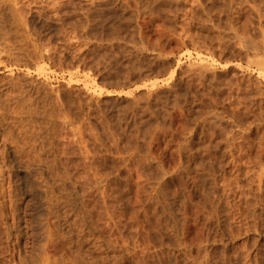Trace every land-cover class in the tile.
Instances as JSON below:
<instances>
[{"label":"rangeland","instance_id":"obj_1","mask_svg":"<svg viewBox=\"0 0 264 264\" xmlns=\"http://www.w3.org/2000/svg\"><path fill=\"white\" fill-rule=\"evenodd\" d=\"M0 47V264H264V0H0Z\"/></svg>","mask_w":264,"mask_h":264},{"label":"bare ground","instance_id":"obj_2","mask_svg":"<svg viewBox=\"0 0 264 264\" xmlns=\"http://www.w3.org/2000/svg\"><path fill=\"white\" fill-rule=\"evenodd\" d=\"M53 1V0H52ZM217 1V0H216ZM237 1V0H236ZM198 2V1H197ZM210 2V1H209ZM54 3V2H53ZM246 3V2H245ZM150 4V3H149ZM227 4V3H226ZM235 4V3H234ZM56 5V4H55ZM161 5V4H160ZM241 5V4H240ZM49 6V5H48ZM53 6H54V4H53ZM218 6V5H217ZM160 7V6H159ZM197 7V6H196ZM244 7V6H243ZM28 8V7H27ZM53 8V7H52ZM57 8V7H56ZM232 8V7H231ZM18 9V8H17ZM16 9V11H18ZM22 9V8H21ZM151 9V8H150ZM200 9V8H199ZM208 9V8H207ZM252 9V8H251ZM257 9V8H256ZM165 10V9H164ZM151 11V10H150ZM166 11V10H165ZM253 11V10H252ZM19 12V11H18ZM98 12V11H97ZM100 12V11H99ZM209 12V11H208ZM256 12V11H255ZM117 13V12H116ZM156 13V12H155ZM207 13V12H206ZM227 13V12H226ZM14 14V13H13ZM19 15H21V14H19ZM53 15V14H52ZM14 16H16V15H13V17ZM56 16V15H55ZM59 16V15H58ZM70 16V15H69ZM174 16V15H173ZM256 16V15H255ZM12 17V16H11ZM17 17H18V14H17ZM87 17V16H86ZM210 17V16H209ZM249 17V16H248ZM21 18H22V16H21ZM24 18V17H23ZM59 18V17H58ZM259 19V18H258ZM192 20V19H191ZM207 20V19H206ZM228 20V19H227ZM2 22V21H1ZM24 22H25V20H24ZM7 23V22H6ZM92 23V22H91ZM102 23V22H101ZM111 23V22H110ZM22 24V23H21ZM56 24V23H55ZM47 25V24H46ZM74 25V24H73ZM96 25V24H95ZM27 26V25H26ZM86 26V25H85ZM88 26V25H87ZM94 26V25H93ZM206 26V25H205ZM210 26V25H209ZM104 27V26H103ZM227 27V26H226ZM232 27V26H231ZM87 28V27H86ZM76 29H78V28H76ZM91 29V28H90ZM97 29V28H96ZM229 29V28H228ZM231 29V28H230ZM235 30V29H234ZM90 31H92V30H90ZM95 31V30H94ZM118 32V31H117ZM160 32V31H159ZM3 33H4V31H3ZM164 33V32H163ZM187 33V32H186ZM231 33V32H230ZM240 33V32H239ZM242 33V32H241ZM244 33V32H243ZM92 34V33H91ZM162 34V33H161ZM173 34V33H172ZM184 34V33H183ZM93 35V34H92ZM178 35V34H177ZM6 36H8V35H6ZM88 36V35H87ZM187 36V35H186ZM221 36V35H220ZM36 37V36H35ZM44 37V36H43ZM51 37V36H50ZM225 37V36H224ZM47 38V37H46ZM81 38V37H80ZM85 38V37H84ZM83 38V39H84ZM95 38V37H94ZM99 38V37H98ZM167 38V37H166ZM184 38V37H183ZM247 38H248V35H247ZM259 38V37H258ZM43 39V38H42ZM191 39V38H190ZM218 39V38H217ZM261 40V39H260ZM69 41H70V39H69ZM68 41V42H69ZM200 41V40H199ZM210 41V40H209ZM231 41V40H230ZM248 41V40H247ZM136 42V41H135ZM257 42V41H256ZM84 43H85V41H84ZM176 43V42H175ZM179 43V42H178ZM177 43V44H178ZM239 43V42H238ZM6 44V43H5ZM208 44V43H207ZM210 44V43H209ZM2 45V44H1ZM44 45V44H43ZM84 45V44H83ZM144 45V44H143ZM201 45V44H200ZM227 45V44H226ZM244 45H246V43L244 44ZM259 45V44H258ZM178 46V45H177ZM250 46V45H249ZM262 46V45H261ZM44 47V46H43ZM42 47V48H43ZM58 47V46H57ZM201 47V46H200ZM226 47V46H225ZM0 48H3V47H0ZM15 48V47H14ZM233 48V47H232ZM251 48V47H250ZM5 49V48H4ZM7 49V48H6ZM238 49V48H237ZM47 50V49H46ZM54 50V49H53ZM252 50V49H251ZM257 50V49H256ZM64 51V50H63ZM160 51V50H159ZM263 51V50H262ZM130 52V51H129ZM165 53V52H164ZM6 54V53H5ZM31 54V53H30ZM17 55V54H16ZM22 55V54H21ZM56 55V54H55ZM165 55V54H164ZM167 55V54H166ZM248 55V54H247ZM27 56V55H26ZM32 56H33V53H32ZM25 57V56H24ZM37 57V56H36ZM255 57H257V55L255 56ZM260 57V56H259ZM39 58V57H38ZM49 58V57H48ZM10 59V58H9ZM56 59V58H55ZM262 59V58H261ZM54 61V60H53ZM52 61V62H53ZM213 61V60H212ZM17 62V61H16ZM55 62V61H54ZM58 62V61H57ZM249 62V61H248ZM61 63V62H60ZM17 64H18V62H17ZM259 64V63H258ZM261 64V63H260ZM263 64V63H262ZM257 65V64H256ZM2 66V65H1ZM5 67V66H4ZM259 67H261V66H259ZM12 68V67H11ZM202 68V67H201ZM9 69V68H8ZM192 73V72H191ZM203 73V72H202ZM193 74V73H192ZM206 74V73H205ZM205 78V77H204ZM202 79V78H201ZM200 79V80H201ZM198 80V79H197ZM209 81V80H208ZM224 82V81H223ZM25 83V82H24ZM26 83H28V82H26ZM203 84V83H202ZM240 84V83H239ZM210 85V84H209ZM229 85V84H228ZM29 86V85H28ZM152 86V85H151ZM216 86V85H215ZM225 86V85H224ZM240 86V85H239ZM242 86V85H241ZM20 88V87H19ZM19 88L17 89V92H18V90H19ZM168 88V87H167ZM207 88V87H206ZM23 89V88H22ZM25 89V88H24ZM240 89V88H239ZM21 91V90H20ZM237 91V90H236ZM241 91V90H240ZM252 91V90H251ZM257 91V90H256ZM13 92V91H12ZM16 92V91H15ZM206 92V91H205ZM245 92V91H244ZM10 93V92H9ZM5 94H8V93H5ZM20 94V93H19ZM18 94V95H19ZM225 94V93H224ZM28 95V94H27ZM229 95V94H228ZM257 95V94H256ZM6 96V95H5ZM9 96V95H8ZM16 96V95H15ZM20 96V95H19ZM226 96V95H225ZM230 96V95H229ZM222 97V96H221ZM239 97V96H238ZM216 99V98H215ZM220 99V98H219ZM19 100V99H18ZM236 100V99H235ZM234 100V101H235ZM11 101H13V99L11 100ZM239 101V100H238ZM228 102V101H227ZM236 102V101H235ZM234 102V103H235ZM233 103V104H234ZM243 103H245V102H243ZM249 105H250V103H249ZM244 107V106H243ZM228 108V107H227ZM263 108V107H262ZM230 110V109H229ZM140 111V110H139ZM133 112V111H132ZM238 112V111H237ZM210 113V112H209ZM231 114V113H230ZM229 114V115H230ZM234 115V114H233ZM217 116V115H216ZM232 116V115H231ZM215 117V116H214ZM239 117V116H238ZM257 117H258V115H257ZM260 118V117H259ZM210 119V118H209ZM237 119V118H236ZM241 119V118H240ZM211 120V119H210ZM214 120V119H213ZM263 120V119H262ZM206 121H207V119H206ZM236 123V122H235ZM242 136V135H241ZM236 138V137H235ZM11 139V138H10ZM206 139V138H205ZM226 139V138H225ZM230 139V138H229ZM214 141V140H213ZM234 142V141H233ZM214 145V144H213ZM207 146V145H206ZM234 146V145H233ZM241 146V145H240ZM4 148H5V146H4ZM182 149V148H181ZM183 151V150H182ZM191 152V151H190ZM230 152V151H229ZM228 152V153H229ZM210 153V152H209ZM193 155V154H192ZM209 155V154H208ZM9 158V157H8ZM7 159V158H6ZM8 161V160H7ZM2 162V161H1ZM2 164V163H1ZM11 164H12V162H11ZM256 164V163H255ZM260 168H262V167H260ZM2 169H0V172H2L1 171ZM260 172V171H259ZM1 186V185H0ZM2 187V186H1ZM12 189V188H11ZM1 191V190H0ZM11 191V190H10ZM1 192H3V191H1ZM24 193V192H23ZM6 194V193H5ZM12 195V194H11ZM13 196V195H12ZM20 196H21V194H20ZM1 197V196H0ZM4 197V196H3ZM13 198V197H12ZM19 198V197H18ZM14 200V199H13ZM1 201V200H0ZM15 201V200H14ZM16 202V201H15ZM5 203V202H4ZM15 206V205H14ZM15 212V211H14ZM10 213V212H9ZM13 214V213H12ZM23 214H24V212H23ZM2 215V214H1ZM13 216V215H12ZM8 217H9V215H8ZM3 219V218H2ZM3 221H5V220H3ZM14 221V220H13ZM27 227V226H26ZM29 231V230H28ZM24 232V231H23ZM26 233V232H25ZM30 234H32V233H30ZM2 235V234H1ZM5 235V234H4ZM22 235V234H21ZM33 236H34V234H33ZM14 237V236H13ZM5 239V238H4ZM3 241V240H2ZM12 242H13V240H12ZM25 244V243H24ZM12 245V244H11ZM23 246V245H22ZM25 246V245H24ZM2 247V246H1ZM19 256V255H18ZM6 258V257H5ZM21 258V257H20ZM25 258V257H24ZM1 259V258H0ZM13 259V258H12ZM18 259V258H17ZM9 260V259H8ZM16 260V259H15ZM3 261V260H2ZM29 261V260H28ZM31 261V260H30ZM4 262V261H3ZM11 262V261H10ZM18 263V262H17ZM24 264V263H23Z\"/></svg>","mask_w":264,"mask_h":264}]
</instances>
